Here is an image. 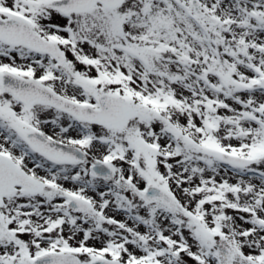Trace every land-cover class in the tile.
<instances>
[{"label": "snow or ice", "instance_id": "snow-or-ice-1", "mask_svg": "<svg viewBox=\"0 0 264 264\" xmlns=\"http://www.w3.org/2000/svg\"><path fill=\"white\" fill-rule=\"evenodd\" d=\"M0 264H264V0H0Z\"/></svg>", "mask_w": 264, "mask_h": 264}]
</instances>
